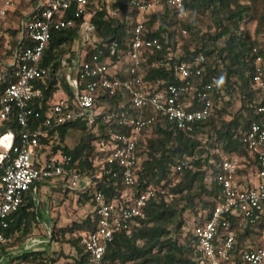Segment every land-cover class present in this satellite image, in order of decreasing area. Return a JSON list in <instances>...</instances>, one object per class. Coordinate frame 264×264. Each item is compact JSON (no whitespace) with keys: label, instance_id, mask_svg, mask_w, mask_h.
Segmentation results:
<instances>
[{"label":"trees","instance_id":"1","mask_svg":"<svg viewBox=\"0 0 264 264\" xmlns=\"http://www.w3.org/2000/svg\"><path fill=\"white\" fill-rule=\"evenodd\" d=\"M32 1V12L22 16L17 28L10 31L11 37L18 35L25 17L37 15L35 6L38 0ZM136 1L89 0L87 11L90 16L87 22L92 31L90 41L83 48L86 58L98 54L102 59L109 57L114 63L125 56L133 27L140 20L144 25L143 36L157 38L161 44L160 50L152 49L146 53L139 71L151 90L157 81L163 82L162 87L180 84L174 73L175 65L195 64L199 57H203L200 63L202 72L191 78V90L196 95L206 85L214 83L222 99H226V95L238 93L240 107L230 112L229 101L220 103L216 96L214 104L219 108L211 117L198 123L192 134L161 122H156L152 130L144 134L137 147L140 162L134 192L138 195L148 186L154 187L156 192L147 200L143 217L137 218L131 225L130 233L118 232L107 245L104 260L109 264H198L194 233L188 229L183 240H179L176 235H180L185 227L200 224L202 215L219 201L221 187L217 174L220 162L224 158L238 156L243 167L237 173L245 175L248 180L258 167L257 152L249 149L242 142V137L249 126L259 120L257 106L264 100V94L252 83L255 58L260 56L264 65V47L257 49L264 35V11L251 34L241 29L240 24L252 12L251 4L258 0H183L186 12L183 19L167 5L141 15ZM207 12L214 30L199 34L195 31L194 22L199 15ZM70 16L71 13H67V17ZM82 20H78V23ZM80 38L79 27L51 32L41 62L48 69V74L43 82L38 81L41 96L34 101L41 111H45L50 100L61 92L68 100L72 99L73 87L66 78L68 67L62 61L76 56L74 45ZM10 42L7 54L12 59L20 44L17 38ZM111 42L119 45V53L115 56H109L105 48ZM13 69L9 65L4 67V75L0 78V97L4 88L15 81L11 76ZM97 99L95 106L100 113L94 125L88 126L85 121L78 120L42 134L36 146L37 154L40 156L49 151L50 155L60 153L69 156L72 166L84 175L99 174L107 169L104 159L109 154L107 146L112 143L109 130L127 132L129 127L119 123L120 113L134 111L122 92L110 95L101 91ZM231 114L230 120L224 118ZM40 124V120L34 122L39 128ZM8 130H12L18 138L19 125L15 118L0 121V135ZM70 131L81 134L73 148L64 143V137ZM183 159H189V166L183 169L180 180L174 182L171 177L174 167ZM6 163L7 160H4L0 164V179ZM35 164L39 165L37 162ZM64 190L69 192L68 189ZM95 191H101L106 201L110 202L122 194L124 186L119 176L110 173L96 178L93 188L70 190L76 196V203L88 208V213L79 222L64 227H50L49 238L52 242L69 244L75 251L72 262L66 264H89L81 236L96 228L95 218L90 211ZM36 200L31 188L25 194L20 208L10 216L9 226L3 231L6 241L1 245L0 252L5 251L6 247L23 243L38 229L41 213ZM187 214H193L195 219L189 222ZM262 222L260 230H264V218ZM259 233L237 227L236 247L244 249L247 239ZM61 257L62 252L49 254L46 250H32L16 255L12 260L24 264H56Z\"/></svg>","mask_w":264,"mask_h":264},{"label":"built area","instance_id":"2","mask_svg":"<svg viewBox=\"0 0 264 264\" xmlns=\"http://www.w3.org/2000/svg\"><path fill=\"white\" fill-rule=\"evenodd\" d=\"M89 0H38L34 17H25L18 33L19 48L13 54L9 66H13L9 83L0 97V121L15 118L19 125L18 138L12 130L0 135V164L7 160L0 179V247L6 241L3 231L9 226L10 216L23 204L25 194L37 183L48 184L54 190L58 186L71 191H85L95 186V179L103 174L119 176L124 191L112 201H106L101 191H95L92 212L96 228L83 233L81 244L89 256V264H109L104 260L107 245L120 232L130 233L131 225L143 217L147 200L156 189L146 187L135 195L138 180L139 158L137 147L156 122L166 123L175 129L192 134L197 124L211 117L219 106L214 104L220 91L214 83L208 84L195 95L191 90V78L202 72L203 57L195 64L175 65L174 73L180 84L165 87L157 81L151 87L139 72L145 55L152 49L160 50L157 38L143 36L144 25L139 20L134 25L129 50L125 56L112 63L109 57L93 54L86 58L83 50L91 39L92 28L88 24ZM141 15L167 5L180 19L186 15L183 0H137ZM12 6L11 0L0 3V18L5 17ZM71 13L67 17V13ZM83 19L81 23L78 20ZM79 27L84 41L76 56L62 63L68 67L66 78L73 87V97L68 100L62 93L50 100L45 111L34 105L41 96L38 81H44L48 69L41 65L52 31ZM27 42V44H26ZM109 56L119 53L117 42L105 45ZM256 51V49H254ZM255 88L264 94V65L262 58H255L252 76ZM103 91L110 95L122 92L128 98L134 113L121 112L120 124H126L127 132L109 130L112 143L104 161L108 168L99 174L84 175L71 164V158L60 153L45 155L40 159L36 152L39 137L66 123L82 120L88 126L95 124L100 113L96 108L97 96ZM150 112L151 114H148ZM260 114L243 134L242 142L257 152L258 167L247 181L238 175L243 167L238 156L224 158L219 165L217 181L221 187L219 201L195 224L196 259L198 264H264V230L260 224L264 218V100L257 106ZM40 120V127L34 125ZM36 156L38 158H36ZM48 156V157H46ZM39 165L36 166L35 163ZM189 159H183L174 167L171 177L179 181ZM247 181V182H246ZM237 227L260 232L248 238L244 249L237 248Z\"/></svg>","mask_w":264,"mask_h":264},{"label":"rangeland","instance_id":"3","mask_svg":"<svg viewBox=\"0 0 264 264\" xmlns=\"http://www.w3.org/2000/svg\"><path fill=\"white\" fill-rule=\"evenodd\" d=\"M4 0H0L2 3ZM110 1L111 0H107ZM244 4L248 3L247 1H242ZM12 6L7 10L5 17L0 18V78L4 75V67L9 65L11 57L7 54L11 47V40L17 38L11 37L10 31H13L17 28L18 22L22 16H28L33 9L32 0H11ZM252 12L248 17H246L243 22L240 24V28L243 30L253 33L257 20L261 13L264 11V1L258 0L257 3L251 4ZM195 31H198L199 34L206 32H213L214 26L210 18L209 12L201 14L198 16V19L194 22ZM81 40L76 42L74 47L75 49L80 48V44L84 41L83 35H81ZM261 43L257 46V49H262L264 47V35L260 39ZM57 98L61 97V94L56 96ZM229 101L228 110L230 112H235L240 107V99L238 93H233L226 95V99L222 100ZM224 104V103H223ZM231 115H226L224 118L226 120L231 119ZM80 132L70 131L64 137V143L73 148L80 139ZM40 159L45 158V154L39 156ZM36 158H38L36 156ZM41 190L46 191L47 193L36 194L40 199L39 212L46 211L49 208L52 215V226L64 227L70 225L72 222L81 221L88 213V208L79 205L76 203V196L73 192H64L63 187L58 186L57 189H54L51 194L49 193L48 186L46 184L41 185ZM41 194V195H40ZM46 208V209H45ZM187 219L189 222L193 221V214H187ZM44 221L48 220V214L44 212ZM193 226L185 227L182 229L180 235H176L179 240H183L184 234L190 229L193 233ZM50 229L43 225L39 224L38 229L33 231L30 236L23 243L16 244L5 248V251L0 252V264H24L12 258L16 255H20L23 252H28L32 250H46L49 254L54 252H62L63 257L59 259L56 264H66L72 262L73 256H75V251L70 247L69 244L52 242L49 238ZM5 252V253H4Z\"/></svg>","mask_w":264,"mask_h":264},{"label":"crops","instance_id":"4","mask_svg":"<svg viewBox=\"0 0 264 264\" xmlns=\"http://www.w3.org/2000/svg\"><path fill=\"white\" fill-rule=\"evenodd\" d=\"M17 39H18V37H17ZM3 77V76H2ZM63 92H61V93H59V94H62ZM64 94V93H63ZM49 154V151H47L46 153H45V155H48ZM41 160H43L42 158H41ZM246 179H247V177H246ZM247 181L249 182L250 180H248L247 179ZM246 181V182H247ZM251 182V181H250ZM41 185H42V183H37L35 186H34V188H32V191H33V194L35 195V197H36V205L37 206H39L40 205V199H39V197L36 195V194H38V193H41L42 192V190H41ZM47 186H48V184H46ZM48 189H49V193L51 194V192L53 191L49 186H48ZM45 193H47L46 191H43L41 194H45ZM40 194V195H41ZM46 209V208H45ZM44 212L45 213H47L48 214V220L47 221H44L43 220V218H44ZM40 213H41V224H43V225H45V226H47L49 229H50V227L52 226V220H53V218H52V215H51V213H50V210H49V208H47V210L45 211H40Z\"/></svg>","mask_w":264,"mask_h":264}]
</instances>
